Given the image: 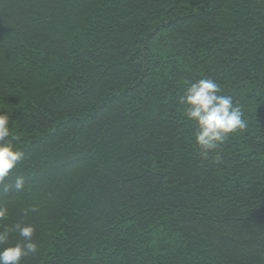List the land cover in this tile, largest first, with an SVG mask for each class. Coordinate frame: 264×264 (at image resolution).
Instances as JSON below:
<instances>
[{"label":"trees","instance_id":"trees-1","mask_svg":"<svg viewBox=\"0 0 264 264\" xmlns=\"http://www.w3.org/2000/svg\"><path fill=\"white\" fill-rule=\"evenodd\" d=\"M202 78L247 123L210 153L179 103ZM0 112L21 264H264V0H0Z\"/></svg>","mask_w":264,"mask_h":264},{"label":"clouds","instance_id":"clouds-1","mask_svg":"<svg viewBox=\"0 0 264 264\" xmlns=\"http://www.w3.org/2000/svg\"><path fill=\"white\" fill-rule=\"evenodd\" d=\"M220 91L217 82L202 78L189 82L179 97V103L186 107L185 117L195 125V143L204 153L216 150L229 135L247 127L239 104H234L230 95H221ZM10 122V115L0 112V186L5 192L10 187L19 192L25 187L22 176L17 175L14 185L5 183L24 157L13 143L14 132ZM35 210V207L30 209ZM10 218V209L0 205V264H21L24 257L38 254L37 243L33 240L35 228L22 222L9 225L7 221ZM13 233L20 239L9 244Z\"/></svg>","mask_w":264,"mask_h":264}]
</instances>
